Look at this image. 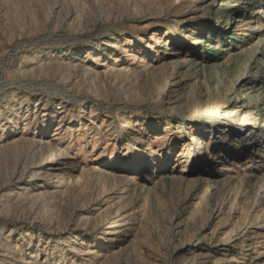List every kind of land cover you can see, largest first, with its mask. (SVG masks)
Returning a JSON list of instances; mask_svg holds the SVG:
<instances>
[{
  "label": "rangeland",
  "instance_id": "374dc122",
  "mask_svg": "<svg viewBox=\"0 0 264 264\" xmlns=\"http://www.w3.org/2000/svg\"><path fill=\"white\" fill-rule=\"evenodd\" d=\"M0 264H264V0H0Z\"/></svg>",
  "mask_w": 264,
  "mask_h": 264
},
{
  "label": "bare ground",
  "instance_id": "6f19581e",
  "mask_svg": "<svg viewBox=\"0 0 264 264\" xmlns=\"http://www.w3.org/2000/svg\"><path fill=\"white\" fill-rule=\"evenodd\" d=\"M252 135H253V134H252ZM257 138H259V137H253V138H252V139H253L252 143L256 142Z\"/></svg>",
  "mask_w": 264,
  "mask_h": 264
}]
</instances>
